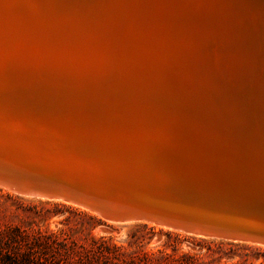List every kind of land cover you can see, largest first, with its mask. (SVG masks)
<instances>
[{
	"label": "bare ground",
	"instance_id": "bare-ground-1",
	"mask_svg": "<svg viewBox=\"0 0 264 264\" xmlns=\"http://www.w3.org/2000/svg\"><path fill=\"white\" fill-rule=\"evenodd\" d=\"M0 114L136 189L189 175L194 209L262 216L232 192L264 205V0H0Z\"/></svg>",
	"mask_w": 264,
	"mask_h": 264
},
{
	"label": "rangeland",
	"instance_id": "rangeland-1",
	"mask_svg": "<svg viewBox=\"0 0 264 264\" xmlns=\"http://www.w3.org/2000/svg\"><path fill=\"white\" fill-rule=\"evenodd\" d=\"M11 119L0 114L2 159L23 166L33 165L38 171L53 172L72 179L79 185L80 192L86 190L95 193L94 196L102 202L101 206L108 209L117 208L115 203L129 205L138 193L143 192L136 189L128 178L125 181L103 172L75 149L54 141L37 128L19 126ZM187 176L186 180L193 179ZM106 187L112 189L111 192ZM111 194L112 198L109 197ZM233 195L244 201L254 197L251 191L242 188H237ZM177 211L186 214L185 210ZM232 218L227 216V219ZM214 222L212 220L210 224ZM9 227L20 228L28 234L29 242L34 244V249L38 251L36 254L42 256V260L47 257L66 264H107L111 260H138L144 255L160 258L184 254L201 258L207 264L218 261L223 264H264V242L200 234L146 219L116 220L91 206L64 199L26 195L0 184V228ZM36 241L41 245H36Z\"/></svg>",
	"mask_w": 264,
	"mask_h": 264
},
{
	"label": "water",
	"instance_id": "water-1",
	"mask_svg": "<svg viewBox=\"0 0 264 264\" xmlns=\"http://www.w3.org/2000/svg\"><path fill=\"white\" fill-rule=\"evenodd\" d=\"M178 181L169 185L167 190L169 193L164 192V186L157 182L153 186H139L143 192L138 193L137 197L131 201L132 203H128L129 205L115 203L114 206H117V208L108 209L101 206L102 202L97 196H94L95 193L86 190L80 192L79 185L74 183L72 179L55 173L38 171L33 166H23L0 157V184L9 186L14 191L22 194L64 199L84 204L99 211H104L111 218L117 220L146 219L174 225L200 234L264 242V215H258L260 213L255 215L251 212L249 217L241 215V217H234L235 219H227V216L220 215L216 217L217 215L213 216L199 209H194L191 204L196 205V203H199L202 205L201 208H204L203 205L206 202L202 201V197L207 196L206 191L209 192V190H205L203 187L198 188V185H201L200 181H193V179ZM193 192L195 195H192ZM155 198L161 199L157 200ZM174 199L177 200L175 203L167 201H173ZM194 199L198 201L195 202ZM237 201L243 202L250 209L256 207L257 211H263L264 208L263 204L255 202L254 199L249 201L237 199ZM178 209L185 210L186 214L182 215L179 213L180 211H177ZM252 216L255 217L252 219ZM256 217L262 219L259 220ZM212 220H215L213 225L210 224ZM225 223L232 226L223 225ZM230 227L234 229H230Z\"/></svg>",
	"mask_w": 264,
	"mask_h": 264
},
{
	"label": "trees",
	"instance_id": "trees-1",
	"mask_svg": "<svg viewBox=\"0 0 264 264\" xmlns=\"http://www.w3.org/2000/svg\"><path fill=\"white\" fill-rule=\"evenodd\" d=\"M30 237L17 227L0 228V264H66L38 256L34 244L29 242ZM37 242V241H36ZM36 245L40 246L41 243ZM25 247V248H24ZM108 258V257H107ZM107 261V260H106ZM107 264H207L196 256L184 254L179 257L165 255L156 257L144 255L138 260H111ZM216 264H223L218 261Z\"/></svg>",
	"mask_w": 264,
	"mask_h": 264
}]
</instances>
